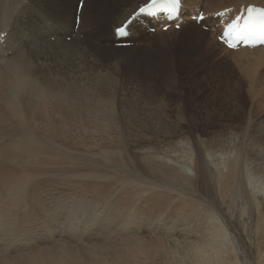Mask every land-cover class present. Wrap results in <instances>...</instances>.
I'll use <instances>...</instances> for the list:
<instances>
[{"label": "bare ground", "instance_id": "bare-ground-1", "mask_svg": "<svg viewBox=\"0 0 264 264\" xmlns=\"http://www.w3.org/2000/svg\"><path fill=\"white\" fill-rule=\"evenodd\" d=\"M97 1L83 2L74 29L78 0H0V236H5L0 237V264H90L66 251L56 217L79 226L67 234L75 241L129 244L119 257L93 264H145L161 254L165 237L174 242L175 233L188 236L183 222L198 204L224 215L235 232L251 228L255 233L251 244L238 234L237 250L225 254L224 264L242 256L251 264H264V199L241 176L248 155L264 145V133H259L264 125L247 122L241 129L225 131L206 121V131H200L190 110L174 116L183 108L170 109L168 88H152L154 93L114 65L127 52L115 45L121 40L115 41L114 28L147 0H106L105 9H94L91 5ZM258 6L264 8V0H182L180 28L188 36L211 37V32L196 29L203 24L212 28L217 43L222 31L235 39L247 33L252 22L264 26V9ZM203 7L204 22H191ZM225 8L227 13H217ZM111 11L120 18L105 20ZM166 24L163 14L141 16L129 24L122 41L139 46L149 36L147 27L161 33ZM221 47L244 64L252 85L264 69V45ZM68 62L79 69L78 75L67 72ZM121 139L129 142L122 146ZM115 143L123 148L124 158L113 155ZM216 148L237 151L218 173L204 157L205 151ZM177 149L193 155V176L157 159ZM144 156L150 162L142 160ZM47 183L64 188L56 194L66 198L55 200ZM234 198L242 200L243 209L234 208ZM75 199L82 209L72 214ZM246 204L249 224L240 213ZM57 239L52 248L64 251L39 250ZM11 247L13 254L22 255L10 260ZM200 260L208 262L206 257Z\"/></svg>", "mask_w": 264, "mask_h": 264}, {"label": "rangeland", "instance_id": "rangeland-1", "mask_svg": "<svg viewBox=\"0 0 264 264\" xmlns=\"http://www.w3.org/2000/svg\"><path fill=\"white\" fill-rule=\"evenodd\" d=\"M85 1L86 0H84V2ZM98 1L91 5V7L94 9L96 7L105 9L107 1ZM119 5L120 4H117L115 9L119 7ZM222 5L224 4H220V6ZM121 8H124V4L121 5ZM204 10L205 8L203 7L201 11ZM105 15L104 19L107 21L108 18L112 21L119 19L121 16L120 14L113 13V11L106 12ZM111 15H113L114 19L109 17ZM204 20L200 23H203ZM192 21H194V18L191 19V22ZM199 25H201V28L198 27ZM198 26H196L198 31L200 29L201 31L211 32V37H205V39L204 37L196 38V36H188L190 33L188 34L182 27L177 30L174 29L172 25L170 29L165 32L162 31L161 33L152 27H147L146 33L149 36L144 42L141 41L139 46H132L131 41H128L130 43L129 46L117 47L126 49L127 52L126 56L116 60L114 65L121 70L127 71V73L134 78L137 76V79L145 85L148 84L150 90L154 93L161 92V90L168 88L169 97H171V99L166 100V102L171 103L170 109L173 110L178 108V110H180V106L183 108L178 113H175L174 116H180L183 111L190 110L189 117L200 131L202 129L206 131V121L209 126H213V129L223 127L222 129L225 131L233 127L237 130L241 129L247 122L249 124L261 122L262 125H264V109L262 108V106L264 107V69L261 70L262 73L258 78L252 80L254 83L249 85L250 79L248 80L246 76L244 64H240L241 61H238L232 55L222 51V43L219 41L217 43L215 41L212 30H210L212 28L203 24H198ZM206 28L209 30H206ZM74 29H77L75 25ZM69 38L70 37H66L67 40H69ZM67 70L69 74L75 73L78 75L79 69H76L75 65L71 62L67 63ZM152 88L158 90V92L153 91ZM256 94L257 96L255 97L254 95ZM158 97L160 98L161 95ZM160 102L161 101H159V103ZM260 104L262 106H260ZM162 107L166 109L164 105H162ZM259 133L263 134L264 129L261 128ZM0 136H3V134L1 133ZM124 141L129 142L127 139H121L122 146L125 144ZM119 147L120 146L115 143L111 151L114 156L124 158L123 148ZM225 150L226 151L216 148L209 149L207 152L205 151V160L208 161V164L216 173L220 171V168H223V171H225V166L228 165L234 155H237V151L233 149L227 148ZM164 155L165 157L161 156L157 159H162L161 162L163 164H171L177 168L180 174L193 176V155L186 154L178 149L164 153ZM145 159H147V156L142 157V160ZM149 160L147 159L146 161L148 162ZM263 167L264 145H262L261 148L255 149L252 157L248 155L241 169V176L248 188L253 190L259 199H264ZM60 187L61 186H57L56 184H46V190L52 194L55 200L66 198L62 193H59V196L56 194V190ZM59 190L63 191L64 188H60ZM259 194H261V196ZM76 206L77 203L75 199L70 210L73 211L70 213L73 214L82 209L81 206ZM237 207H239V210L243 209L242 200L234 198V208ZM249 212L250 207L246 204L244 212H240L243 216L242 218L245 220V224H249L250 222ZM191 213L188 219L183 222L184 228L182 229L188 236L184 237L181 233H175L173 237L175 236L176 241L174 242L167 240H171L170 237H165L167 244L161 246V254H157V256L154 255L152 261H147L145 264H200V259H203V257H206V261L212 257V259H215V261L213 260L215 263L211 259V261L206 262V264H224V262L226 263V255L228 252L237 250L236 247H238L237 244L239 242L235 239L238 234H243L246 240L245 242L249 244L254 240L255 233L251 228H247L246 231L239 230L235 232L233 227L229 226L224 220V215L221 217V215L219 216V214L210 210V208H205L198 204ZM238 214V212L235 213L232 218L235 216V218H237ZM84 215L87 216L86 213H84ZM80 218H78V220ZM56 221H58L57 224H60L57 225V230H59L61 234V237H59L63 238L61 244L65 239L62 245L66 248V251L71 250L75 256L80 257L90 264H93V262L100 263L103 259H108L114 255L119 257L122 250L129 245L117 243L118 241L112 243L102 240L91 242V239L75 241L74 239L76 237L69 238L70 236L67 234L68 232L71 233L70 235L76 233L79 230V226L74 228L75 225H69V221L66 222L64 218L56 217ZM235 221H238V219ZM222 226L224 230H222ZM62 227L64 229L62 231H65L64 233H61ZM66 227L67 229H65ZM205 232L206 241L204 242ZM122 237L123 236H120L118 238ZM66 239L69 240V243ZM147 239L150 238L148 237ZM81 241L83 242L81 243ZM58 242L57 239L56 244H44L39 250L51 251L54 254V250L64 251L60 246L58 248H52L57 245ZM202 242L205 244H202ZM85 243H87L88 246ZM10 252V260L22 255V251L13 254L12 247ZM242 253V255H244V250ZM126 257L127 259L130 258L128 254H126ZM218 259L222 262H219ZM251 263V259H247L246 256L245 258L242 256L241 260L235 258L234 262V264Z\"/></svg>", "mask_w": 264, "mask_h": 264}, {"label": "snow or ice", "instance_id": "snow-or-ice-1", "mask_svg": "<svg viewBox=\"0 0 264 264\" xmlns=\"http://www.w3.org/2000/svg\"><path fill=\"white\" fill-rule=\"evenodd\" d=\"M168 3V0H159L160 7L163 8ZM137 14H155V12H148V11H140ZM135 16V15H134ZM130 22V20L127 22V24ZM127 28L126 26L123 27V32L117 31L118 36H125L126 35Z\"/></svg>", "mask_w": 264, "mask_h": 264}]
</instances>
